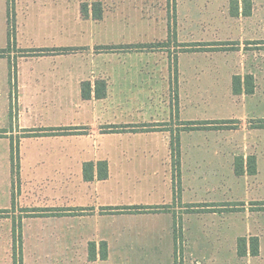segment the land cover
Here are the masks:
<instances>
[{"label": "crops", "instance_id": "1", "mask_svg": "<svg viewBox=\"0 0 264 264\" xmlns=\"http://www.w3.org/2000/svg\"><path fill=\"white\" fill-rule=\"evenodd\" d=\"M7 1L0 0V50L7 47ZM9 7L14 45L0 57V211H6L0 214L6 215L0 216V251L9 264L13 216L19 209L24 213L14 226L22 264H175L178 254L182 264H264V211L252 204L264 201L249 198L250 191L258 193L264 185V129L255 123L249 149L240 155L218 141L213 144L222 128L207 130L199 146L190 140L191 131L183 137L188 132L183 129L177 136L179 185L174 187L170 144L176 135L167 126L175 117L172 71L154 65L157 57L144 49L95 50L152 43L127 38L122 32L130 29L127 25L94 21L90 12L84 19L80 12L83 20H91L85 23L90 34L78 44H64L71 43L63 42L66 35H84L80 24L66 28L64 0H12ZM93 29L100 30V40L94 39ZM61 48L76 51L27 53ZM96 81L106 83L104 99L94 98ZM84 83L90 85L88 100L81 98ZM178 107L184 125L232 122L215 115L189 116L190 106ZM262 113L259 108L255 122L264 120ZM108 127L126 130L109 133ZM64 128L69 134L24 136L25 131ZM184 138L191 142L189 149H184ZM11 140H18V182L11 176ZM248 157L255 159V175L246 173ZM237 158L244 161L241 176L234 174ZM103 161L108 178L98 180L96 163ZM85 163L94 164L90 182L82 177ZM197 205L204 207L201 212L192 208ZM133 207L164 210L118 212ZM59 209L69 212H28ZM242 238L247 253L238 257ZM250 238L258 239L256 257L248 253ZM90 244L94 260L88 259ZM102 244L104 260L99 256Z\"/></svg>", "mask_w": 264, "mask_h": 264}, {"label": "rangeland", "instance_id": "2", "mask_svg": "<svg viewBox=\"0 0 264 264\" xmlns=\"http://www.w3.org/2000/svg\"><path fill=\"white\" fill-rule=\"evenodd\" d=\"M8 1L12 5V0ZM94 2L102 5V21L130 27L123 34L135 41L152 43L153 47L143 53L155 55L154 65L172 71L174 86L170 100L175 117L167 125L172 135L180 137L184 126H188L177 116L179 104L185 103L191 108L189 116L232 118L231 123L222 126L203 122L209 123L206 125L209 128L191 131L192 142L201 145L202 137L214 125L215 129H224L212 140L214 145L218 141L226 151L236 155L248 151L251 129L256 123L252 117L258 116L259 108L264 114V0H64L66 28L80 24L84 34L82 38L66 35L63 42L71 43L64 44L74 41L78 44L88 35L85 23L91 20L81 18L80 7ZM93 30L94 39L100 40V30ZM247 75L252 76L254 94L233 95V78L243 80ZM185 133L189 131H184L183 137ZM183 141L184 149H189L191 142L188 138ZM249 198L264 201V185L258 193L250 191ZM15 213L14 224L18 225L24 211L19 209ZM175 261L182 264V255H176ZM0 264H9L3 251Z\"/></svg>", "mask_w": 264, "mask_h": 264}, {"label": "trees", "instance_id": "3", "mask_svg": "<svg viewBox=\"0 0 264 264\" xmlns=\"http://www.w3.org/2000/svg\"><path fill=\"white\" fill-rule=\"evenodd\" d=\"M81 15L84 19L89 17V12L91 14V18L94 21H100L102 19V8L100 3H93L91 4L90 8L87 4H82L80 8ZM7 25H8V33H7V47L5 50H0V57L3 56L8 50H10L11 46L14 45V19H13V13L12 8L9 7V1H7ZM152 45H126V46H117V47H96V51L101 52H115V51H122V52H131L133 50H142V49H150L152 48ZM71 51H76L75 49H68V48H61V49H41V50H33V51H27V53H32L33 55H44L49 54L52 52L62 53L66 54ZM14 70V67H12V71ZM231 91L232 94L237 95H247L250 96L254 93V83L252 76L247 75L241 80L239 77H234L232 80L231 85ZM90 85L89 83L82 84L81 88V98L83 100L90 99ZM106 97V83L104 81H96L94 85V98L95 99H104ZM228 123H231L230 121H223L220 124L226 125ZM209 123H203V122H196V123H188L186 127H184V130L186 131H195V130H206L204 128ZM192 126V127H190ZM214 129L216 127H213ZM218 129L222 127H217ZM257 129H264V120H259L256 122ZM126 130V127H108L107 132L109 133H118V132H124ZM210 130V129H208ZM69 134V129H44V130H31V131H25L24 136L25 137H41V136H51L52 134ZM77 133V132H75ZM171 152H172V159L174 160L172 163L173 167V183L174 187L179 185V140L178 137H174L170 144ZM246 173L248 175H255L256 174V166H255V159L253 157H248L246 160ZM10 170H11V176L14 180L18 182L19 180V156H18V140L14 143L13 140H11L10 143ZM96 170H97V179L98 180H105L108 178V166L107 162H98L96 163ZM94 164L93 163H85L82 166V177L83 180L86 182H90L94 179ZM245 173L244 171V161L242 158H237L234 161V174L236 176H241ZM12 179V180H13ZM254 206L259 207L262 205V208H256V210H262L264 211V204H253ZM192 208H197V211L195 212H201L204 207L203 206H193ZM160 210H164L160 207H133V208H125V209H118V212H129L134 214L139 213H153ZM117 211V210H116ZM35 216H41V215H63L68 214L69 210L59 209V210H32L28 211ZM1 213H6V211H0ZM16 227L13 224L12 229V251H11V259L12 264H22L21 260V251H20V238L16 234ZM247 241L245 239H239L237 242V255L238 257H244L247 253L246 248ZM249 248L248 253L251 257H256L259 254V245H258V239L257 238H250L248 240ZM100 259L104 260L107 257V249L106 245L102 244L100 249ZM96 258V255L94 253V245L90 244L88 249V259L94 260Z\"/></svg>", "mask_w": 264, "mask_h": 264}]
</instances>
